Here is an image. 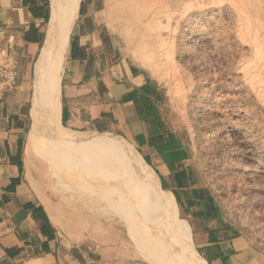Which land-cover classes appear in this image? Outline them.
Masks as SVG:
<instances>
[{
    "label": "rangeland",
    "instance_id": "rangeland-1",
    "mask_svg": "<svg viewBox=\"0 0 264 264\" xmlns=\"http://www.w3.org/2000/svg\"><path fill=\"white\" fill-rule=\"evenodd\" d=\"M105 7L120 54L161 83L168 112L208 185L229 218L264 251V136L255 146L251 129L259 122L264 134V70L250 73L248 68L264 65V0H105ZM58 126L59 132L81 135L64 130L60 122ZM37 138L32 182L52 202L62 236L83 247L129 249L136 263L190 264L185 256L190 246L176 237L174 219H165L163 209L156 208L155 199L162 194L139 184L134 198H146L152 211L138 220H123L122 207L110 205L97 192L116 169L105 167L108 155L57 143L56 138ZM119 140L107 142L122 145ZM80 158L87 159L89 168ZM92 169L105 175L100 180L87 176ZM158 210L162 214L152 229L163 232L160 238L151 237L143 224Z\"/></svg>",
    "mask_w": 264,
    "mask_h": 264
},
{
    "label": "crops",
    "instance_id": "crops-1",
    "mask_svg": "<svg viewBox=\"0 0 264 264\" xmlns=\"http://www.w3.org/2000/svg\"><path fill=\"white\" fill-rule=\"evenodd\" d=\"M78 7L61 77L60 126L119 137L134 149L157 177L160 194L172 198L202 263L264 264V251L208 185L168 112L161 83L120 54L105 0H80ZM47 29L49 22L35 18L24 0H0V264H143L129 249H93L66 239L50 215L48 195L27 180L36 65Z\"/></svg>",
    "mask_w": 264,
    "mask_h": 264
},
{
    "label": "bare ground",
    "instance_id": "bare-ground-1",
    "mask_svg": "<svg viewBox=\"0 0 264 264\" xmlns=\"http://www.w3.org/2000/svg\"><path fill=\"white\" fill-rule=\"evenodd\" d=\"M78 9V0H65V2L64 0H50L51 16L49 20V30H47L45 47L43 48L42 55L36 65L35 108L33 109L32 115L33 125L31 129V135L29 134L30 142L26 149V177L27 180L34 186L32 182L34 170L32 156L34 144L39 135L43 137L47 136V138H56L57 143L59 140L60 143L68 146L72 145V147L74 146L83 150L84 148H87L89 150L95 149V152L99 151L102 153V157L104 155H108L105 159L108 166L105 167L109 169L116 167V169L114 170V172H111L112 174L106 181H103L101 179L103 182H100L99 185L102 188H99V185H96L98 183L97 181V183H91H96L95 185L99 188L97 192L102 194L104 193L105 197H107L108 199L107 202L110 205L114 204L122 207L123 220H138L140 216L142 217V214H144V212L147 211V214H150L152 211L151 207L145 205V201L147 200L146 198H140L138 194L136 195V197L139 196V198H134L136 191L139 190V186L141 184H144L148 188H150L151 191H157L160 193L157 185V177L155 176L154 172L145 164L140 155L134 149L124 144L116 145L114 143L107 142V139L103 137H88L82 134L77 136L70 135L66 132H59L61 130L58 131L57 129L59 127L58 123L60 122L61 77L69 48V38L78 16ZM225 39L226 35L224 37V40ZM222 55H228V49L225 47L224 42ZM248 68L250 73H257L260 70H264V65L257 63L250 65ZM226 70V68H223L224 72ZM215 78H221V76L217 74ZM253 79L255 81L258 80V78L256 77H254ZM259 83L262 82L260 81ZM262 85L264 86V82L262 83ZM245 114L246 117L250 120L252 114L249 111L245 112ZM252 125V133L256 134L254 136L255 138L253 140V143L255 144V146H258L257 143L260 144V139L264 136L263 133H260L262 126L261 124H259V122H255ZM99 155L101 154L99 153ZM82 160L84 162L83 166L88 167L85 163L87 159ZM245 169H248V167H245ZM91 171H93V173H91ZM91 171L86 172L87 176L92 177L93 175H96L98 178L100 174L97 173V170L92 169ZM107 171L109 172L110 170ZM89 177H86V179H89ZM78 178L79 177H77L76 179ZM69 181L71 184L73 183L72 180L69 179ZM34 187L36 188V186ZM155 200H157V207H155L159 210L163 209L164 212L162 211V213L165 219H174L173 229L176 232V237L178 238V240L183 241V243L187 242L190 246L187 227L180 219L177 218V211L172 198L169 197V195H163L161 198L157 196ZM50 208V215H52L53 222L62 229V226L55 215L54 208L52 206ZM159 210L154 215L155 217L150 216L143 222L147 230H149V233L152 235L151 237L157 236L158 238H160V234L163 235V232L159 231L160 229H156L155 231L152 229V226L156 225L160 220V215L162 213L160 214ZM148 226L150 229L148 228ZM185 256L190 258V264H198L195 261L196 259H198V257L192 251L191 247L189 251H185ZM177 263L179 264V262ZM182 263L184 264L183 261Z\"/></svg>",
    "mask_w": 264,
    "mask_h": 264
},
{
    "label": "trees",
    "instance_id": "trees-1",
    "mask_svg": "<svg viewBox=\"0 0 264 264\" xmlns=\"http://www.w3.org/2000/svg\"><path fill=\"white\" fill-rule=\"evenodd\" d=\"M24 5L29 8L35 18L44 19L45 23L50 19V1L49 0H24ZM23 146L20 149L22 154ZM49 224V221L47 225Z\"/></svg>",
    "mask_w": 264,
    "mask_h": 264
}]
</instances>
